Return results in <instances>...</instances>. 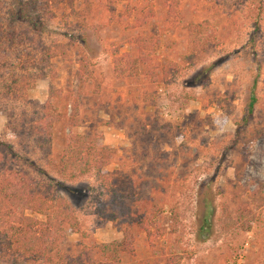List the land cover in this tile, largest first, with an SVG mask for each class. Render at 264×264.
I'll list each match as a JSON object with an SVG mask.
<instances>
[{"label":"rangeland","instance_id":"rangeland-1","mask_svg":"<svg viewBox=\"0 0 264 264\" xmlns=\"http://www.w3.org/2000/svg\"><path fill=\"white\" fill-rule=\"evenodd\" d=\"M56 1L0 0L5 19L15 13L17 22L29 25L27 36L16 30L12 39L3 37L0 43V75L5 78L0 86L16 79L23 87V98L9 104L15 114L11 125L0 112V140L14 151L10 167L32 178L39 189L54 178L84 193L78 202L62 196L67 217L56 249L75 256L83 246L120 241L130 226L122 214L127 210L113 206L108 187L127 192L130 179L139 176L144 186L156 183L165 189V234L152 248L139 232L136 255L124 253L120 264H166L171 256L176 259L170 264H264V0H87V12L86 0H76V14ZM140 6L143 12L136 10ZM36 15L42 25L30 28V17ZM196 23L210 43L187 62L189 27ZM81 36L89 41V52ZM141 36L148 38L149 47L143 50L136 42ZM39 41L68 45L66 57L51 59L54 66L45 70L47 77L32 64L30 46ZM79 54L91 71L85 85L74 77ZM163 62L176 64L165 78ZM213 62L207 84L186 83ZM253 80L257 101L250 122L241 127L238 121ZM50 86L66 96L59 106L62 111L66 103V112L55 124L53 153L45 157L26 130L16 134L11 127L41 113ZM70 135L88 137L91 145L99 140L115 150L102 168L112 179L101 177L95 166L74 179L56 172L54 160L67 150ZM77 160L78 167L86 163L85 158ZM206 183L212 187L215 213L211 235L200 241L195 211L198 190ZM50 188L58 197L55 187ZM7 211L5 204L0 206V230L10 222ZM33 215L45 219L44 214ZM6 249L0 264H15V255L8 257ZM33 264L61 262L53 256Z\"/></svg>","mask_w":264,"mask_h":264},{"label":"trees","instance_id":"trees-1","mask_svg":"<svg viewBox=\"0 0 264 264\" xmlns=\"http://www.w3.org/2000/svg\"><path fill=\"white\" fill-rule=\"evenodd\" d=\"M64 1V6L69 8L70 13L77 12L75 7L76 0H59ZM59 1L55 2L58 6ZM84 9L90 10V2L84 1ZM61 10H64L60 6ZM135 9V8H134ZM136 10L143 12L144 6L137 7ZM112 11V10H111ZM0 10V43L2 38L6 37L12 39L13 36H27L28 32L21 22H17L16 14L14 17L6 18ZM51 14H54L50 12ZM54 16V15H52ZM38 20L35 21V19ZM35 19L30 17V28H34L40 23V16L36 15ZM34 20V22H33ZM7 22V23H6ZM38 22V23H36ZM201 23L189 27V47L188 55L185 57L187 62H191L195 56L200 53L209 43L210 39L207 35L200 33ZM29 29V28H28ZM80 42L83 48L89 52L91 50L90 43L85 36L80 37ZM139 43L141 50L149 47L148 38L141 36L136 39ZM67 43L56 42L52 45L45 44L44 42L34 43L30 46L32 53V64L39 72L38 74L47 77L46 69L51 70L54 66L51 63L52 58L66 57L68 50ZM85 56L79 54L78 67L74 71L76 83L85 85L87 82L88 74L91 71L88 69ZM141 60H147V57H141ZM116 64L119 61L116 59ZM215 62L203 66L196 70L187 80L189 85H204L209 82L210 71L214 68ZM176 66L172 62L161 63L163 77L167 76V72ZM56 75V73H54ZM152 74V72H151ZM0 78H5L0 75ZM154 79V77L152 78ZM256 81L253 80L249 88V96L243 110V114L238 121V126L245 127L248 125L254 112L256 103L255 93ZM0 112L8 116L7 126L11 125V118L14 117V111L9 104L13 100L23 98V87L17 84L16 79H11V82L6 80L0 86ZM66 96L60 89H53L50 86L47 99L41 106V113L35 111L36 116L25 122L24 119L18 120L11 127L12 131L20 134L26 130V136L32 137L35 146L41 151L45 157H50L53 153L51 142L54 138L55 124L59 123L62 114L66 112V103H62V99ZM67 150L63 153H58V159H55L57 164L56 172L59 174H67V178L74 179L79 174L86 173L90 167L95 166L96 171L101 177L110 180L111 174L104 171L102 168L107 164V161L113 157L115 150L108 147L99 140L95 141L96 145H91L88 137H80L79 135H70ZM79 142L76 147H72L70 143ZM90 150L88 152V147ZM87 148V149H86ZM94 149V150H93ZM13 150L9 144L0 140V206L5 204L7 208L6 214L10 218V222L4 229L0 230V253L6 249V255L12 257L15 264H33L39 259L43 258L51 260L53 256H58L61 264H120L121 257L124 253L134 257L137 249V238L139 232L144 233V241L154 248L156 241L161 239L165 234V227L161 222V216L164 211L165 199L163 194L165 189L162 184L149 183L144 186V179L139 177L130 179L127 192L121 191L118 187H108V192L112 196L113 206H122L127 210L126 215L130 226L123 229V237L120 241H111L105 243H93L91 246H83L82 250L72 256L70 254H63L56 249L58 233L64 229L63 223L66 220L67 213L65 210V202L62 201V196L78 202L81 196L84 195L80 192L81 189L75 184L65 182L62 180L54 179L53 183H49L45 188L39 189L33 183V179L26 176L25 173L11 168L9 163L10 156ZM91 152V153H90ZM92 154V155H91ZM94 160L93 165L89 160ZM85 158V164L78 167L77 159ZM239 177V176H238ZM55 187L58 197L52 193ZM103 212V210H101ZM40 213L45 215L44 220L36 218L33 214ZM104 213V212H103ZM215 213V206L213 201V192L210 183H206L198 190L195 218H196V239L203 241L207 239L213 230V218ZM103 216L115 219L116 214L104 213ZM5 244V245H4ZM4 245V246H3ZM9 247V248H8ZM9 249V250H8ZM54 253V255H52ZM19 257V261L16 260ZM176 257H166V264L174 263ZM139 264H145L142 261ZM148 264V263H146ZM151 264V263H149ZM153 264H159L157 260Z\"/></svg>","mask_w":264,"mask_h":264}]
</instances>
